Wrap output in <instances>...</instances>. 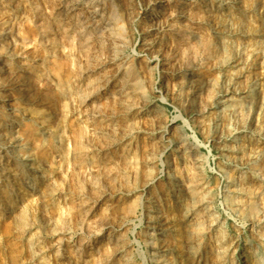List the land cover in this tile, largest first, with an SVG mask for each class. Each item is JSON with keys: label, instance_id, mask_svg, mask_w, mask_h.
I'll return each instance as SVG.
<instances>
[{"label": "rangeland", "instance_id": "1", "mask_svg": "<svg viewBox=\"0 0 264 264\" xmlns=\"http://www.w3.org/2000/svg\"><path fill=\"white\" fill-rule=\"evenodd\" d=\"M88 1L109 27L84 36ZM72 2L0 0V264H264V0H81L60 22ZM227 56L251 103L222 117ZM195 172L223 248L206 208L184 220Z\"/></svg>", "mask_w": 264, "mask_h": 264}, {"label": "bare ground", "instance_id": "2", "mask_svg": "<svg viewBox=\"0 0 264 264\" xmlns=\"http://www.w3.org/2000/svg\"><path fill=\"white\" fill-rule=\"evenodd\" d=\"M72 1H73L72 4L71 3L68 4V10H66V12H64V10H63L60 13H57V16H58L57 19H59L60 22H62V17L64 16V14H73V12H71V9H72L71 7H73L74 5L77 6V4H79V2L81 0H72ZM88 2H87L86 6L88 8H90L91 10L89 11V13H90L89 23L87 24L86 27H83V24L81 23L82 21L80 20V16L79 15H78V17L76 15L71 16L72 19L76 20L75 26H79V28L80 27L82 28L83 33H85L84 36L91 35V34H94V33L98 34V33L102 32V29L103 30L104 29L107 30V26L109 27V25L105 24V22H104L105 21L104 18H105V15H106V9H104L103 7H100V5H98L96 3H93V1L92 2L88 1ZM234 2L237 3V4L242 3V2H238V1H234ZM225 4L226 3L222 2L221 4L217 5V9H215V10L220 16L225 17L226 21H230L232 19L233 15L230 13V11H228L226 9V7L224 8ZM162 7L163 6L155 7L153 9V11L151 12L150 18L158 17L161 14V12L164 11ZM62 12H63V14H62ZM99 17H101L100 20L97 19ZM234 62H236V60H234V58L227 56L224 59H222L221 63H219L220 64L219 68L224 69V70H222L220 72V76L222 77V79H224L223 80V86H225V88L223 87L224 88V90H222L223 92L218 93V96H223V98L218 100L217 103H215V106L219 107L220 113L222 114L220 116H222V117H223V113L224 112L226 113L227 116L231 117V115L233 113V110L234 109H239V108H237V106L239 107L241 104L244 105L245 110H246V109H248V107H250L249 104L251 103L250 100L249 101H245V103L243 102V100H234V98L231 96V94L234 93L233 92L234 90H232V88L234 86L235 76H237L239 71H240V69H238L237 66H233ZM5 67L6 66H3V67L1 66L0 67V89L1 88L3 89L4 87H8V85H4V83L2 82V80L5 77L4 75L9 70V68L6 69ZM225 68H227V70ZM229 68H231V69L229 70ZM232 68H234V69H232ZM236 94H239V93H236ZM0 100H2V98H0ZM234 101H238L240 103L237 104V106H235L236 104H234ZM241 102H243V103H241ZM225 127H226V125H225ZM235 131H237V129L236 130L232 129L231 130V134H233ZM229 133H230V131H229ZM184 138L185 137H183V138L180 137V139H179V142H180V144L183 147L182 155L188 154L191 157L190 161L193 162L194 170L198 171L207 162V157L204 156V155H200L199 154V150H198L197 147H195V148L194 147L193 148L188 147V145L185 142L186 139H184ZM11 140H12V143H13V144H11V146L12 147H17V146H14V143L18 142L20 140V136H16V137H14V136L12 137L11 136ZM240 142H239V144H240ZM233 152H234V150H233ZM2 156H3L2 152L0 151V157H2ZM26 167H31V165H26ZM31 168H33V167H31ZM195 174L199 175L198 176V183H197L196 186H193L194 188L189 189L187 191V196L185 195V202L187 201V205H185V212L183 213L184 220L187 223H192L193 221L197 222V220L199 222V219H200L198 217L199 216V210L201 208H206V214L210 218V220H209L210 227L216 228V227L219 226L218 227L219 229H218L217 233H219L221 235V237H219L217 245H220L221 246L220 248H223L224 244L227 241H229V238H230L229 235H228V231H227V229H228L227 222H226V220L223 221L220 216H217V214L214 212V209L209 207L210 204H211V201L206 196L201 195L202 192H204V191L206 192V190L208 188V183H207V181H206V179H205V177L203 175L201 176L200 174H198V172H195ZM230 179H231L230 183H232V185H234L235 184L234 183L235 179H233L231 176H230ZM182 190L183 189H180L179 191H182ZM184 190H186V189H184ZM226 192L235 193V194H241L242 195V188L239 191H235V192L226 191ZM186 197H187V199H186ZM224 197L226 198V202L229 203V205H232V207H234V211L240 213L239 215H241V216L245 215L244 208H243L244 205H243V200L242 199H240V198L233 199L230 196L229 197L224 196ZM188 201H189V203H188ZM205 228H206V226L204 224H199V227L196 228V229H198L199 231H202ZM154 246H155V244H154ZM229 249H231V248H229ZM225 250H227V248H225ZM152 255L154 257L157 256L155 254H152ZM248 257H249L248 255H245V258H248ZM153 263H158V262L157 261H153Z\"/></svg>", "mask_w": 264, "mask_h": 264}]
</instances>
